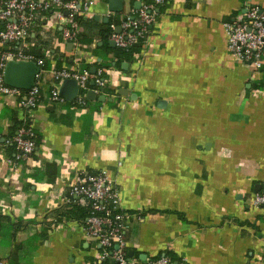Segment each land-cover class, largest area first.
I'll return each instance as SVG.
<instances>
[{
  "label": "crops",
  "instance_id": "crops-1",
  "mask_svg": "<svg viewBox=\"0 0 264 264\" xmlns=\"http://www.w3.org/2000/svg\"><path fill=\"white\" fill-rule=\"evenodd\" d=\"M87 1L79 47L51 11L31 26L26 49L44 60L38 107L0 95V261L114 264L99 258L75 208L87 205L70 191L106 171L123 208L142 212L127 234L135 254L171 253L175 264L264 263V207L253 204L264 192V66L234 58L225 29L264 0H168L149 46L120 66L104 26L118 20L110 26L118 31L148 0H124L121 12L110 0ZM72 66L105 70L106 101L52 100L51 71ZM27 124L41 141L13 166L12 139Z\"/></svg>",
  "mask_w": 264,
  "mask_h": 264
},
{
  "label": "built area",
  "instance_id": "built-area-1",
  "mask_svg": "<svg viewBox=\"0 0 264 264\" xmlns=\"http://www.w3.org/2000/svg\"><path fill=\"white\" fill-rule=\"evenodd\" d=\"M165 3L167 0L143 1L136 13L121 21L120 32L115 31L113 26L111 37L117 47L127 49L139 39L143 40V49L148 47L151 29L159 18V6ZM88 9L87 0H0V95L19 97L29 111H34L39 105L45 83L42 79L44 60L36 59L26 49V37L34 20L39 14L51 11L59 23H66L63 38L79 47L77 16ZM225 29L233 57L255 69H261L264 66V8L247 4L244 19L226 22ZM137 57H141V53ZM9 60L38 62L41 71L31 89L22 90L6 84L3 70ZM51 74L54 80L50 89L52 100L63 101L60 86L66 79H74L80 87L77 102L83 106L87 103L86 96L89 91H94L97 95L104 94L108 83L103 68L93 73L89 69L81 70L75 66L63 67L54 69ZM34 133L32 125L27 124L12 139L19 152L17 159L10 161L13 166L17 165L18 160L36 151L38 145ZM70 191L91 207L90 215L82 221L83 229L88 238L100 245L99 258L102 261L114 264H175L166 255L148 256L146 259H142L140 255H130L127 234L132 221L140 220L142 216L123 208L116 181L108 172L89 174L73 183ZM253 204L264 207V192L255 196ZM0 264L5 262L0 261Z\"/></svg>",
  "mask_w": 264,
  "mask_h": 264
},
{
  "label": "water",
  "instance_id": "water-1",
  "mask_svg": "<svg viewBox=\"0 0 264 264\" xmlns=\"http://www.w3.org/2000/svg\"><path fill=\"white\" fill-rule=\"evenodd\" d=\"M124 9V0H110V10L113 12H121ZM107 21V19H106ZM120 27L118 28V32H120ZM112 45L115 46V43L112 42ZM128 63H124L123 67L128 68ZM41 71V66L35 60H9L6 63V66L3 70L4 80L6 84L16 87L22 90L31 89L37 79V75ZM95 73V69L92 71ZM73 86L75 88L74 92L71 94L65 93L68 92L69 87ZM80 92L79 84L74 79H66L61 84L60 94L67 98L68 100H73L77 98ZM121 93L127 95L129 93L128 90L122 91ZM136 95H134L135 97ZM87 98L89 100H95L98 98L100 101H106L107 97L104 94L97 96L94 91H89L87 93ZM130 255H135V251H130ZM142 259H146L148 257L147 254L140 255Z\"/></svg>",
  "mask_w": 264,
  "mask_h": 264
},
{
  "label": "trees",
  "instance_id": "trees-1",
  "mask_svg": "<svg viewBox=\"0 0 264 264\" xmlns=\"http://www.w3.org/2000/svg\"><path fill=\"white\" fill-rule=\"evenodd\" d=\"M149 1V0H148ZM150 1H153V0H150ZM168 1V0H167ZM165 6V4L164 5H161V6H159V13H160V11L162 10V8ZM160 15V14H159ZM84 19V17L82 16V15H78L77 16V21H82ZM116 22L117 23V21L118 20H115V19H113V20H111L109 23H108V25H106V26H104V29H103V33H106L107 34V38L112 34V32H113V30L111 29V24L113 23V22ZM79 40H80V42L81 43H85V42H87V40H86V38H84V36L80 33V35H79ZM143 50V40L142 39H139L138 41H137V43H135L133 46H131V47H129V48H127V49H123V48H119V47H116L115 49H114V56L118 59V60H120L119 62H118V66H120L121 64H120V62L121 61H123V60H127V61H130V60H132V58H133V56L135 55V54H137V53H140L141 51ZM97 56H101L100 54H97ZM39 57V56H38ZM102 57V56H101ZM45 67L47 68V67H49V62L48 63H45ZM88 68H92V66L90 67H88ZM87 68V69H88ZM264 68V67H263ZM0 72H2V70L0 69ZM263 83V82H262ZM262 83H257L256 85H261ZM90 87H93V85L92 84H90ZM107 90L105 89V92H106ZM118 94V93H117ZM120 97V96H119ZM87 102H88V100H87ZM88 103H90V101L88 102ZM70 104H72V103H70ZM34 138H35V140H36V142H37V145L39 146V144H40V141H41V139H40V136L35 132L34 133ZM13 146H15V145H13ZM12 146V147H13ZM76 208V211L78 212V214H79V216L82 218V220H84L87 216H89L90 215V213H91V207L90 206H86V207H80V206H76L75 207ZM132 213H137V214H140L141 215V213L140 212H132ZM4 218L2 217V216H0V224H3V222H4ZM129 251H130V249H129ZM135 255H139V254H135ZM160 256H163V255H166V256H168V257H170L171 258V260L173 261V255L171 254V253H161V254H159ZM158 255V256H159Z\"/></svg>",
  "mask_w": 264,
  "mask_h": 264
}]
</instances>
